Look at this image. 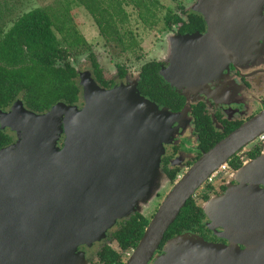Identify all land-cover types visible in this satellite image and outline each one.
Listing matches in <instances>:
<instances>
[{
    "label": "water",
    "instance_id": "water-1",
    "mask_svg": "<svg viewBox=\"0 0 264 264\" xmlns=\"http://www.w3.org/2000/svg\"><path fill=\"white\" fill-rule=\"evenodd\" d=\"M245 3L199 0L194 9L202 12L208 30L169 39L171 66L161 70L163 76L180 86L175 75L197 82L219 70L230 55L224 52L228 39L218 16H239L237 10L222 9ZM80 77L82 106L59 101L37 112L19 98L7 110L0 108L1 127L19 134L0 149V264H67L72 259L85 264L80 245L101 239L137 202L158 192L159 163L179 112L142 94L137 82L106 88L91 71ZM258 127L264 128V112L218 142L175 183L126 264H148L188 199ZM252 164L256 182L264 183V155ZM228 193L206 203L207 214L215 202L227 207ZM257 203L264 212V197ZM216 249L191 232L178 234L168 240L157 264H212Z\"/></svg>",
    "mask_w": 264,
    "mask_h": 264
},
{
    "label": "flooded vegetation",
    "instance_id": "flooded-vegetation-1",
    "mask_svg": "<svg viewBox=\"0 0 264 264\" xmlns=\"http://www.w3.org/2000/svg\"><path fill=\"white\" fill-rule=\"evenodd\" d=\"M198 3L199 0L194 5ZM181 8L185 17L178 14L185 19L191 12L202 16L205 27L196 31L204 33L208 30L202 12L193 6L189 9ZM219 9L220 7L216 11ZM235 10L239 16H218L224 23L222 29L225 32L222 31V34L228 39L224 52L230 56L218 66L219 70L205 80L192 82L188 78L180 80L175 75L173 81L180 85L176 86L161 73L163 66L166 70L171 66L172 58L156 59L161 62L160 74L164 81L182 96L180 99L184 102V105L176 110L168 107L174 112H179L174 131L168 142H165V151L160 162V170L171 187L203 154L264 112V0H246L243 6H235L232 10L222 9V12ZM239 12L243 14L240 15ZM234 19L238 22L231 24ZM165 22L166 27L173 30L175 35L195 32H181L177 24L168 25L166 18ZM91 65L94 76L92 60ZM125 70L124 76L119 73L118 78L109 80L105 78L111 85L99 84L111 88L117 84L133 83L134 81L128 77L129 72L126 68ZM139 79L140 71L137 87ZM78 104L80 106L84 104L82 94ZM238 142L225 167H222L212 179L208 178L193 195L195 200H200L196 202L204 211L203 222L198 230L183 232L201 236L217 248L212 264H264V212L257 203V197H264V193L258 192L255 186L264 189V183L256 182L251 168L252 163L264 155V128H256L249 138H243ZM245 165L246 168L251 167L246 172L241 171ZM228 190L227 207L224 202H215L207 214L204 205L211 199L220 198ZM164 196L158 191L151 200L138 202L133 212L118 218L101 239L80 245L78 253L84 263L126 264L136 247L123 249L122 236L125 238L129 236L119 231L127 220L134 216H137L138 221L144 217L150 222L165 199ZM151 202L154 204L152 211L146 213L145 210ZM174 236L167 239L164 237L148 264L158 263V257L164 253L166 243Z\"/></svg>",
    "mask_w": 264,
    "mask_h": 264
},
{
    "label": "trees",
    "instance_id": "trees-1",
    "mask_svg": "<svg viewBox=\"0 0 264 264\" xmlns=\"http://www.w3.org/2000/svg\"><path fill=\"white\" fill-rule=\"evenodd\" d=\"M93 15L103 36L116 35L124 42L118 29L117 17L125 21L126 13L123 4L130 0H80ZM152 0H135L139 14L152 24L156 22L152 10ZM2 9L0 7V108L8 109L17 99H22L25 106L37 112H45L59 101L76 104L81 99L82 87L78 82V70L71 62L74 43L86 42L85 38L72 32L74 39L70 46H62L54 26V20L49 11L35 8L23 13L6 29L1 23ZM168 25L175 23L181 32L202 30L205 27L201 15L191 12L187 18L178 13H167ZM70 33V35L72 36ZM128 45V46H127ZM124 46L133 48L134 38ZM93 63L94 76L103 86L111 85L103 74V69L94 55H90ZM161 62L149 60L140 68L138 89L142 94L161 105L171 109H179L184 105L177 91L173 90L160 74ZM121 71V72H120ZM121 76L126 74L125 67H119ZM9 128L0 125V149L14 141V135ZM175 176L173 177V179ZM204 211L192 196L181 209L176 220L165 234V239L186 231H196L203 222ZM148 218L138 221L137 216L127 220L119 231L129 236H122L123 249L136 247L142 238Z\"/></svg>",
    "mask_w": 264,
    "mask_h": 264
},
{
    "label": "rangeland",
    "instance_id": "rangeland-1",
    "mask_svg": "<svg viewBox=\"0 0 264 264\" xmlns=\"http://www.w3.org/2000/svg\"><path fill=\"white\" fill-rule=\"evenodd\" d=\"M155 1H157L156 5L151 6L155 13L156 22L154 24L151 19L146 22L140 16L135 0L123 4V10L127 16L124 22H121L119 17H117V21L119 34L124 37V42L117 39L116 35L103 36L95 18L80 0H0V7L3 11L1 23L7 29L23 13L35 8L46 9L53 17L54 29L62 46H70L69 42L74 39L72 32L86 40V42L71 45L72 57L70 60L78 69V82L81 80V73L92 70L90 54L94 53L107 80L118 78L119 67H125L129 72V79L134 82L124 85L131 87L137 82L143 63L153 59L166 60L171 55L172 48L169 39L175 33L166 27L167 13H180L185 17L181 7L189 9L191 6L194 7V3L197 2V0H152V3L154 4ZM132 38L136 41L135 47L125 49L124 46L129 44ZM165 70L163 66L162 71ZM11 133L14 135L13 142H16L19 138L18 132L12 131ZM62 138L63 136L61 141ZM160 177L161 181L157 189L166 196L172 187L164 179L163 173ZM196 200L200 202L199 199ZM152 205L154 204L151 202L145 210L146 213L152 211ZM67 264L78 263L72 259Z\"/></svg>",
    "mask_w": 264,
    "mask_h": 264
},
{
    "label": "built area",
    "instance_id": "built-area-1",
    "mask_svg": "<svg viewBox=\"0 0 264 264\" xmlns=\"http://www.w3.org/2000/svg\"><path fill=\"white\" fill-rule=\"evenodd\" d=\"M224 168L225 167V164H223L222 166H221V168ZM221 168H218V169H216L210 176H209V179H212V177H214V176H216V174L219 172V170L221 169Z\"/></svg>",
    "mask_w": 264,
    "mask_h": 264
}]
</instances>
